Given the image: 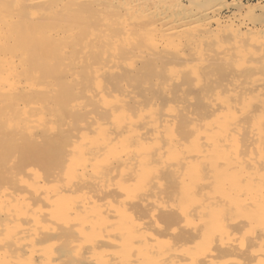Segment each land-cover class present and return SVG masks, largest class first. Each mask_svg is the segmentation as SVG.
<instances>
[{"label":"bare ground","instance_id":"obj_1","mask_svg":"<svg viewBox=\"0 0 264 264\" xmlns=\"http://www.w3.org/2000/svg\"><path fill=\"white\" fill-rule=\"evenodd\" d=\"M225 2H226L225 0H214V3L211 0H0V64H5V65L10 64L11 61L13 63H15V58H10V57H14L12 53H15V52L19 53L20 51L23 54H25L24 53L25 51H29L30 56L32 55L31 53L39 54L38 52L53 53V54H55V58H57V59L60 56L59 54H63L62 56H64V54L76 55L77 57L80 58V61L83 60L84 67H82V68L86 69L85 71L88 72V75H86V72L84 73V76L86 75L85 76L86 78L83 75H81L85 78V80L87 79V76L90 75L91 78L94 76V78L96 80L99 79L98 83L100 80L106 78L105 80L107 82H109L110 84L108 85L105 82L108 87H106V85H104L103 86L104 88H100L97 91L95 90L96 93L92 94L90 96L86 95L87 93L88 94L90 93V92H88L89 90L86 93L84 92V94H83V91L86 88L85 87L82 88L79 86V84L82 83L83 80L81 82H79V84L77 83L79 81V79L77 82H76V80H74L75 83L74 84L72 83V86L78 85L77 87H80L78 89H84L83 91H81L82 93L80 91L79 92L83 96L86 95V97L84 96V98H88L89 104H91V106H93V107L96 104L97 105L100 104L99 105V108H100V106L102 104V103H98V102L96 103L94 101L99 100V101L103 102L107 99L109 101V99H111L110 97H112L113 98L112 100H114V102L121 104V106L118 105V107H119L118 112L121 115H126L127 111L130 114L131 108L130 109H127V107H126V109L124 108L126 106V104H128L130 106V103H132V106H131L132 110L136 109L137 111L134 112V110L133 111L131 110V112H134L137 115L138 113L143 112L144 109H142L141 112H138V110H140L144 106H147L148 103H151L153 101V98L152 99L150 98L148 100L149 101L152 100L151 102H148V103H145L142 105V103L144 102L143 100L145 98H148L149 95H148V97L146 96L143 99L144 96H141L142 93L140 94L138 92V90H140L141 88H143V87H144L143 89L146 88L145 87L146 85H144V83H146V81H144L143 79L147 73H151V72L154 73L155 72L156 74L158 73V75H159V73L162 71V69H165V70L171 69L172 70V69H176V66H181V65L187 66V68L183 71L187 72L186 74L189 76V78L193 82L191 84L192 89L190 87L189 90H193V92H196L198 90H201V91L204 90L205 92L208 91L206 93L207 95L204 94L205 93L204 91L203 92L200 91L201 93H203L202 96L204 95L201 98V99L204 98V100H201V102L204 103L202 106L203 107L202 110L204 111V114L202 113V110H200V111L198 110L199 114H197L198 113L197 112L196 116L188 118V116H186L187 114L183 117L184 111L182 112V111H179L178 109H176L174 107L173 108L171 107V112L166 113L168 111L165 109L166 111H164V113H163V108L161 107L162 113L164 114V116L160 117L159 113L157 114L158 110L155 111L156 108H153V111H155L157 115L154 114V116L156 118H151V120L153 119L154 121H150V117H151L150 115H151V113H154V112L151 111L149 113L150 114L149 115L148 114L149 111H148L146 115L150 116V117L147 116V118L149 117V119H146V118L142 119L141 118L142 120H144V119L147 120V122H146V120H144L146 122V124H144L145 122L142 120L137 122L138 123L137 127H139V125L140 126L142 125V128L144 127V131H142L144 133L141 132V134H142L141 136L138 134L140 136L139 139H143V136H146V137H144L145 140L151 137L150 140H152L153 142H152V144L150 142L149 143L153 146H155V145H157V146H155L156 148L152 146V148H155V150L152 149L151 152H148L149 150H145L146 151L145 153L149 154V155H145L144 150H142V149H145V147L140 148L141 143L138 144V148L137 147L135 148L134 154L137 155L136 152L138 149V152L141 153L140 151H143L144 155L135 156V159H133L134 162H132V159H131V163L129 162L130 166L134 165L133 167L135 169L137 168L138 170L143 169V167H144V170H143L144 172L143 171H142L143 173L140 172L141 176H142V174L144 175V173H147L148 169H150L149 167L154 165V163H157L159 165L162 163V162L160 163V161H158L159 163L156 162L157 158L159 159L158 155H161L162 152H165L166 150L167 151L170 150V152H173V151H171L172 150L171 147L177 148V147H180V145H182V149L184 148L183 150L181 149L182 152L178 149L181 153L179 151H178V153L174 152V153L179 154V155L176 154V156H175L176 158L171 157V154L169 155L168 158H166L167 161L170 157L172 158V160L169 159L167 164H165L166 161L164 163L165 167H167L166 169L168 170V175L170 174L172 176V174H173L172 172H175V170L178 169V167H176L174 165L175 166L174 169L175 168H177V169L172 170L173 166L172 167H170V166H171V164L173 165L174 163H176L179 159L178 162L183 165L185 171L188 168H190L193 172H196L195 173L196 176H200V175L202 176V175L206 174L205 176H209L211 179H209L208 183H207L206 179L203 181V178L205 176L201 179V181L197 180V179H200L201 176L199 178L194 176L195 178L192 177L193 179L191 178V180H190L189 174H191L193 172L190 171V169H189L190 172L187 170L188 174H186V175L188 176V178L190 180L188 182H190V183H187V180H185L187 178V176L186 177L184 176L185 178L182 176V180H181V178H179L181 175L179 176L175 172L174 176L175 177L179 176L178 178L180 179V181H183L181 183L183 184L184 191L181 190V192L183 191V192H185V194H182V196L184 197V195L185 196L187 195L186 197H188V198H186V197L185 198H186V200L189 199V202H188L189 204L188 205L186 204V206L184 205L185 203H187V202H185V199L183 198L184 202L181 201V203H184V204H182L183 207L180 210V213H179L180 216L182 215L185 218V216L191 217V215L196 216V214H197L198 216L200 215L199 218H198V216L196 217L199 219L200 223L202 220V221H207L205 223V224H207L211 219V217L209 219V218H207V216L209 217L211 215V204H213V202H216V205L220 206V208L216 209L218 211V213L216 210H213L215 212H213V211L212 212L214 214H218V215L220 214L221 217L222 216L226 217L227 210L229 209L227 206H225V204L229 203L233 207V205H232V203H233L236 208L233 207L235 209H232L231 206H229V207H231L234 214L237 213L238 219L240 221L239 220L237 221V219H236L237 216L235 217V215H231V214H233L232 212H230V211H232L231 209H229L230 211L228 210V213L231 216H229V214H228L227 215V216H229L228 219L223 217L224 220L232 222L233 218L235 217L234 219H236V221H233V222H235V224H237V225H239L238 223H240V225H239L240 227H242L241 225L246 224L245 221L248 220V225L246 227H244V226L243 227L247 228V229H248V227L249 228L252 227V228H250L249 230H246L243 228L244 233L246 232L245 236L247 237V235H248V237H254V238H252L254 241L253 240L252 241L256 242L257 245L255 243V244H253L255 246H252V244H250V243H252V241L250 243L248 242L250 244V246H248L246 242H245L246 244L243 242L245 245H247V248L243 244V248H245V249L244 250L242 249L241 251L245 252V250L247 251V249H249L251 247L248 250L249 252L247 251L249 254L247 252H245V254L247 253V256L248 255L250 257L255 256L253 258H259V259L263 260L264 259V110H263L264 107L262 106L263 104L261 105V103H264L263 102L264 98L260 99L259 97L264 96V76L261 77L259 75L260 77H258L257 75L254 76V74H255V70H258L257 67H259L256 63H258V62L263 63V61H264V19H261L259 22V24L261 25L262 28L260 27L258 30L254 31L255 32L254 35L256 38H254V37L252 38V36H251L250 39L249 38L247 39L245 34H244L245 35L244 36L242 33H240V35H236L237 37H235V39L232 40L233 42L231 44V41L229 42V40L233 39L232 38L233 35H231V32H229L231 37L227 36L229 34H226V37L227 38L229 37V40L227 39V41L231 45H229V47H228V44L227 45L225 44L228 48L227 49L224 48V49L227 51L228 54L230 53V55L233 56V57H231L229 55L230 56L229 58L245 60V65H244L245 67L244 66L243 67L246 68V70H249L251 72L254 71V74H252L254 77L251 76V78H249V80H248L249 82L244 86V88L242 87V90H243L242 93H241V91H239V92L237 91L238 94L240 93L238 95V94H236L237 89L236 90H234L235 88L233 89V92L236 94V96L238 95V98H236L235 96H232V95H234V94H231L232 90H230V94L228 95L229 97L226 96V93L228 94L229 92H224L225 93L224 95L226 97L225 98L222 95L223 91H225V90L229 91V90H228V88L227 89L224 88L221 91L222 93L220 94L224 98L222 97V98H220V100H218L216 102L215 99L211 98V92H210L211 86L208 85V80L205 79L206 80L205 81V80L201 79L199 76V69L202 67L204 68L207 65H210V60L213 58V57L211 58V54L215 53L216 55H214V56L216 57L218 55L217 57H219V58L220 57L224 58L223 54H225L226 55L225 57L229 60V58L227 57V55H228L227 53H223L220 50H216V49H215L216 52L212 53V51H213L212 48H215V47H211L212 40L215 37L217 38V36L220 34L219 33L217 36L215 34H213V32L215 30L214 31L212 30V26L214 25V23L221 25L220 24V18L218 17V14L220 11V5H223V4L227 5V2L226 3ZM231 3L237 5L236 2L234 3V0H232ZM231 3H229V4H231ZM247 19H249V17ZM257 19H258V17H257ZM253 20H255V19H253ZM253 20H251L250 22H252ZM243 23H244V20H243ZM230 25H231V23H230ZM241 25H243V24H241ZM256 28H258V27H256ZM222 33H225L224 30L222 31ZM248 33H249V31H248ZM213 36H215V37H213ZM249 36H250V33H249ZM223 37H224L223 40H225L226 39L225 35H223ZM221 39H222V37H221ZM224 49L222 51L226 52ZM56 54H58L59 56L57 55L58 56L57 57ZM34 55H36V54H34ZM30 56L28 55L27 58ZM35 57L33 58L34 60L32 59L33 62L35 61L33 66L35 65V67H37L36 64H39V63H36V61H38V60H35ZM39 57H41V56H39ZM72 58H74V57H72ZM72 58H71V61H72ZM226 58H224V59H226ZM22 60H23V58H22ZM28 60H30V59H28ZM32 60L29 61L30 66H32V64H31ZM68 60H70V59H68ZM57 61H59V60H57ZM57 61H55V63H59ZM60 61L62 62V59ZM74 61H75V59H74ZM72 62H70V63H72ZM77 62H79V61H77ZM77 62H75V63L77 64ZM55 63L52 66H54ZM24 64H26V63H24ZM65 66H66V64H65ZM78 66H80V65H78ZM32 67H29L26 69L27 73L29 71H31L29 69L30 68L32 69ZM24 68H21V69H24ZM237 68H239V67H237ZM244 68H242V69H244ZM21 69H20V71H21ZM74 69L78 70L79 67L74 68ZM83 69H82V71H83ZM24 70H22V71L24 72ZM26 70H25V72H26ZM238 70L241 71V69H238ZM82 71H80V73ZM236 72H238V71H236ZM10 73H9V75H11ZM29 73L32 76V72H29ZM70 73H71V71H70ZM155 73H154V75H156ZM21 74H23V73H21ZM74 74H76V73H74ZM237 75L240 76L239 74H237ZM11 76H10V78H11ZM81 76L79 75V77H81ZM41 77L39 76V83L44 82L43 80H45L43 75H41ZM59 77H57V80ZM62 77L64 78L63 75H62ZM90 77H88V78H90ZM185 77H186V75H185ZM232 77H233L231 79L232 84L230 83V84L224 85L223 87H227L229 85H230V87H232L233 85L234 86L239 85L240 81H238L237 76L236 77L232 76ZM248 77H250V76H248ZM63 78H61L62 80L59 79L60 83L62 81H64ZM91 78L88 80H91ZM12 79H14V78H12ZM16 79H17V77H16ZM28 79H30V78H28ZM185 79H187V77ZM57 80H56V82H59ZM66 80L68 81V79H66ZM7 81H9V80H7ZM14 81H15V79H14ZM69 81H71V80H69ZM143 81H144V83H143ZM10 84H12V83H10ZM18 84L21 85L19 82H18ZM31 84H33V83H31ZM63 84H66L65 86L70 85V84L67 85V82L66 83L63 82ZM75 84H77V85H75ZM88 84L90 85V82ZM236 84H238V85H236ZM19 85H16V86H19ZM54 85H57V84L54 83ZM61 85H62V83H61ZM80 85H82V84H80ZM86 85L87 84H85V86ZM98 85H101V83H99ZM147 85H149V83ZM49 86L51 88V85H49ZM57 86L60 87L59 85H57ZM65 86L63 87V89L67 88ZM74 86H73V90H74ZM62 87H60L59 89L57 87H55V88L58 89L57 91H60V89ZM139 87H141V88L139 89ZM151 87L153 89V86H151ZM209 87H210V90H209ZM147 88H148V86H147ZM239 88H241V87H239ZM35 89H37V88H35ZM194 89L195 90L198 89V90L194 91ZM230 89H232V88H230ZM13 90L16 91V87H15V89L13 88ZM13 90H11V91L13 92ZM43 90H45V89H43ZM75 90H77V88ZM91 90L92 89H90V91ZM154 90H156V89H154ZM5 91L8 92L7 90H5ZM70 91H72V90H70ZM42 92L43 91H41V93ZM49 92L51 93V91H49ZM190 92H192V91H190ZM255 92H258L259 94L256 95ZM77 93H78V91L76 92V94ZM93 93H94V91H93ZM253 93H255L254 95H256V96H254ZM143 94H145V93H143ZM77 95H79V94H77ZM139 95L141 96V99H143L142 101H141V99H139L140 98ZM151 97H152V95H151ZM230 97H232V99ZM233 97H235V98H233ZM79 98H82V100L84 99L83 97H80V95H79ZM91 98H93V100ZM161 98H163V96ZM166 99H168V97ZM211 99L214 100L215 102H212ZM16 100H17L16 102L19 103L22 100L21 96L19 95ZM154 100H157V99H154ZM232 100H233V102H232ZM91 101L93 102L94 105L92 104ZM146 101H147V99L145 100V102ZM31 103L32 102H30V104ZM83 103H80V104H83ZM86 103L88 104V102H86ZM254 103H256L257 105L258 104L261 105L262 108L260 107V109H259V107L256 106V104H255L256 107H254L253 106ZM73 105L70 104V106H73ZM110 105H111V103L109 102L108 106L110 107ZM153 105H154L153 107H156L155 103ZM197 105H199V104H197ZM115 106H113V107H115ZM140 106H142V107L140 108ZM150 106L152 108V104L149 105L148 107H150ZM168 106H170V105H168ZM14 107H11V108L14 109ZM21 107H22V105H21ZM95 107H94V109L90 108V110L92 109L91 111H94V110L96 111V109H98L97 108L98 106L96 108ZM252 107H253V111H252ZM4 108H2L3 111H4ZM11 108H10V110H11ZM40 108H42V107L40 106ZM73 108H74V106H73ZM101 108H103L102 111H100ZM101 108H100V110L98 109V112H97V113H99V111H100L101 113H99V114H101V115L98 114L97 116L96 115L92 116L90 114L91 121L89 124L92 123V125L90 126L87 123L88 124L87 128H89L88 126L91 127V129L89 128L87 131H90V130L93 131V129H94L96 134H97V132L100 133L101 131H103L105 129L103 126V123L101 122V121H103L102 118L104 117V121L106 122V119H107L106 117L109 116V118H110L111 117L110 115L114 114L116 112L115 109H113V108H105V106L104 107L101 106ZM167 108H168V110H170L169 107H167ZM254 108H258L257 109L258 111H254L255 110ZM55 109L56 108H54V111H55ZM88 109H89V107H88ZM175 109L177 111H179V113L176 111L178 113V115L176 113L177 117L179 116L180 118H182V117L185 118V120L187 119L186 120V122H187L186 127H188V131H186V132L187 133L189 132L188 134H191L190 136H192L191 141L188 138L189 135L187 136V138L190 142L188 140L187 141H188V143H190V145L188 143H185L189 147H187V146L184 147V145H183L184 141H182V139L184 138L185 142H187V141H186L185 136L183 138L181 137L182 133L180 134L181 138H177V136L175 138H173V137L171 138V136H169L171 134L169 131L170 128L168 129V133H170V134L163 133L164 131L166 132L165 127H167V125L169 126V123L171 125V121L175 120L174 119L175 114L172 113V110H175ZM196 109H197V107H196ZM2 110L0 111L1 113H2ZM19 110H21V109H19ZM25 111H26V109H25ZM74 111H76V110H74ZM91 111H87V112L91 113ZM85 112H86V109H85L83 114H85ZM160 112H161V109H160ZM180 112L182 113L181 115H179ZM200 112H201V114H200ZM216 112H218V113L220 112L218 115L219 117L217 116L218 118L215 117ZM1 113H0V115H1ZM23 113H24V111H23ZM26 113H27V111H26ZM97 113L95 112V113H93V115L97 114ZM107 113H109V114L111 113V114L109 115ZM213 113H215V114H213ZM5 114H3V115H5ZM163 114H161V115H163ZM59 115H61V114H59ZM85 115L87 116V114H85ZM85 115H84V117H86ZM212 115H213V118H212ZM22 116H23V114H22ZM57 116H58V114H57ZM137 116H139V115H137ZM157 116H158V118H157ZM87 117H89V116H87ZM87 117H86V119L82 118L83 120L81 119L79 121L80 127H81L80 129L78 128L79 126L76 125L78 129L73 130V132L71 131L73 125L78 124V122L74 123L72 125V127L70 126L71 128L66 127L68 129H70V132L73 133V134L68 133L69 135L71 134L70 136L67 134L70 138H72V136L74 138H82L84 136L89 135L87 132H85V130H86L85 128H84L85 130L82 129V127L85 125L82 123L83 124V126H82V124H81L82 121L85 120L84 122H86V120H88ZM126 117L128 118V116H126ZM222 117H223V119H222ZM42 118H44V117H42ZM58 118L61 119L60 117H58ZM130 118H131V116H130ZM15 119H17V118H15ZM100 119H102V120H100ZM155 119H157V120H155ZM220 119H222V120H220ZM44 120H46V119L44 118ZM57 120L58 119H56V121H55L56 124L59 121V120L58 121ZM188 120H189V122H188ZM215 120H216L215 125H213L214 124L213 121H215ZM217 120H219V123ZM247 120H248V122H247ZM141 121H142V123L144 122L143 123L144 125L141 123ZM148 121H150V122H148ZM87 122H89V121H87ZM133 122H135V124H136V120L135 121L133 120L132 124H133ZM139 122L141 124H139ZM173 122L176 124V120L172 121V127L174 126ZM0 123H1V120H0ZM66 124H67V122H66ZM128 124H130V123H128ZM54 126H56V125L54 124ZM213 126H217L216 127L217 129L214 128ZM60 127L61 126H59L58 128H60ZM134 127L136 128V126H134ZM172 127H171V129L173 130L174 128H172ZM106 128H107V126H106ZM68 129H65V130L67 131ZM140 129H141V127H140ZM140 129H138V130H140ZM47 130H49V129H47ZM131 130H129V129L123 130L122 128L119 129L118 130L119 132L118 131L117 132L120 135L119 136L117 135L116 138L115 137L113 138V134H112V137L109 138L110 139L109 142H111V144L112 143L115 144V142H116L117 148H118V146L124 147V146L128 145L129 143H127V142H129V139H128V141H126L125 139L128 137L130 138L131 135H133V134H130L132 132ZM3 131L0 132V134L4 135ZM62 131H63V129H62ZM59 132H61V129ZM137 132H139V131H137ZM44 133H46V131ZM107 133L109 134L111 132H107ZM173 133H174V131H173ZM17 134L18 133H16V135ZM63 134L65 135V137L67 136L63 131L62 135L59 134L57 137L63 136ZM161 134L162 135L166 134L167 136H164V138H163ZM175 134L176 133H174L173 135H175ZM26 135H28V134H25L24 135L25 137L24 136H22V137L24 139H26ZM90 135H92V132ZM97 135H100V134H97ZM5 136L6 135H4V137ZM178 136H179V134H178ZM15 137H17V136H15ZM69 137H68V139H69ZM135 137H136V135H135ZM88 138L91 139V137H88ZM93 138H95V137L93 136ZM131 138H133V137H131ZM131 138H130V143L132 141L134 143V140L138 139L137 137L134 140H132ZM24 139H23V142H24ZM27 139H30V138L28 137ZM42 139H44L43 134H42ZM68 139H66V141ZM1 140L2 139H0V142H1ZM46 140H48V139H46ZM71 140L69 139L68 141L71 143ZM88 140L85 141V143L86 142L88 143ZM7 141H8V139H7ZM34 141H37V140L34 139L33 142ZM82 141L81 142H80V140L78 142L76 141L74 143V147L73 146L71 147L72 149L70 151L74 156V158L72 156L73 164L71 161H70L71 164L67 161L68 164L72 165L70 167H75V169H76V166H79L77 168H80V166L86 165V164H84L85 161L89 160V158H91V157H94V158H92L94 160L95 156L98 153L102 152L101 149L104 148V147L99 148L97 146H95L93 148V146L96 145V143H94V145L91 147H87V146L83 147L84 144H81ZM29 142L33 143L30 140H29ZM79 142H80L81 146L77 145ZM8 143L9 142L5 143V145ZM16 143H18V141ZM34 143H36V142H34ZM37 143L34 145L35 147L33 146V144H32V146L34 148H36V146L41 145L40 142L37 141ZM46 143L51 144V143H49V140L47 142H45L44 144L46 145ZM119 143L120 144L122 143V145H120ZM123 143L126 145H123ZM137 143H138V140H137ZM105 144L106 143H104V145ZM111 144L109 143V145H111ZM26 145H29V143H26ZM129 145H131V144H129ZM113 147H114V145H113ZM106 148H108V147L106 146ZM115 148H116V144H115V147L113 148V150ZM117 148L115 151L118 150ZM187 148H188V150H186ZM67 149L65 148V151ZM119 149H121V148L119 147ZM109 150H111V149H109ZM113 150H111V151H113ZM153 150H154V152H153ZM70 151H69V154H70ZM67 152H68V150H67ZM150 153H152V154H150ZM174 153H172V156L175 155ZM182 153H184V156ZM128 155H130V153ZM164 155H165V153H164ZM180 155H181V159L183 157L182 163L180 160ZM214 156H215V158L217 157L216 163L220 162V164L215 165V167H217V169L215 170V174L213 173V176H215L218 173H219V175L221 173L222 176L224 174L226 175L227 173H230L231 177L230 176H228V178L222 177V180L224 179V182H221V181L219 182V180H221V179H219L220 176H217V179H219V180L215 183L216 184L218 183L216 185V187H218L217 191L219 193L217 191H215L216 194H214L213 197H216L219 195V196L223 197V199L221 197H216V199L212 200V203H211V199H213V197L211 196V193H210L211 191H208V194H207V196H204V199H202L203 197H200V196L206 195V194H203L204 190L206 192L205 187H207V188L211 187L212 183L214 185V180H216V179H214L213 181H211L213 178V176L211 175V160H212V158H214ZM162 157L163 156H161V158ZM96 158H97V156H96ZM119 158L121 159V157H118L117 160L115 159L117 163L119 162L118 161ZM124 158H126V157H124ZM130 158L131 157H129V159ZM215 158L213 159L214 161H215ZM127 159L124 161H127ZM162 159H164V157ZM159 160H161V159H159ZM89 161H91V160H89ZM153 161H154V163H153ZM173 161H174V163H173ZM214 161H213V163H215ZM122 162L123 161H121V163ZM95 163L97 164V162H95ZM129 163H127V164L129 165ZM125 164L123 163V165H125ZM148 164H150L151 166ZM73 165H75V166H73ZM93 165H94V161L92 162L91 166H93ZM123 165H122V167L119 165V167L122 168L121 172L124 171ZM128 165L126 166L127 169H128ZM146 165H148L149 167ZM168 165H170L169 167L172 171V172L170 171V173H169L170 169L168 168ZM111 166H109V167H111ZM145 166L147 167V171H146ZM117 167L112 166L111 168L116 169ZM119 167H118V169H116L117 170L116 172L118 173V175H117V173H116V175L118 177H116V175L112 176L111 178L113 180L115 178L119 179V174H120L119 172L121 169ZM126 167H125V169H126ZM133 167H130V168H133ZM29 168H31V166ZM106 168H108V167H106ZM106 168L103 169V172H101L102 170L100 171V169H101L100 168L98 170V171H100V173L96 170H93L94 172L99 173V176L96 177L98 180H100L99 182H96V181L93 182V179H95L94 177H92L90 179V182H89V180L88 181L85 180L83 182V185L84 184L87 185V186L85 185L86 187H88L89 185H93L92 187L89 186L90 187L89 190L91 192L90 194L88 193V191H86L87 194H89V195H87V197L85 196V194H86L85 190H83L86 188L81 189L82 188L81 186H79L80 188H77V186L79 184H77V186L72 185V186H65V187H61V188H59L60 187L59 186L58 187L59 189L56 187L58 189V191H55V189H54V192L48 191L47 185H46L47 188L45 187L46 189L43 188L44 186L43 187L41 186V183H43V185L46 184V180L44 181V177H43L44 174H42L40 172L41 176H38L37 174H39V173H37V174L34 173L36 171H34L33 169H32L34 171L33 174L32 173H31V175L28 174L29 176L26 173L27 171H25L26 169H24L25 173H23V174H26V178L28 177L30 179V181L23 180V179L21 180L20 177L22 176V173H21V175L19 174L20 175L19 179L21 180L20 181L18 179L19 180L18 182H20L19 188L18 187L13 188L12 187L13 185H11L10 187L9 186L8 187L2 186L0 188V264H84V263L86 264V263L91 262V261L93 264H211V260H213L212 257L218 258V256H214L216 254L215 253L216 250L212 251L211 247H209V246H211L210 245L211 241L207 242V243L205 242V240L211 239V231H210L211 224L210 223L208 224L209 225L208 233L210 234V236H208L209 234H207V232L202 233V237H201V234L199 236V237H201V240L199 238L200 242L199 243L196 242V243L201 245V246H202V244H204V245L206 244L211 251L206 247L208 250L205 248V250L197 251V252H194V254H193V252L192 253L188 252L189 250L187 252L185 251L186 249L182 250L181 246H184V245H181L179 247L180 251L178 250L177 254L179 255L183 252L182 254H184V255L187 254L186 256L189 258L187 260H185L184 259V258H186V256H185L181 259L179 258V260H178L177 254L174 253L175 249H173V250L164 249V248H167L166 244H168V246L171 245L170 247H173V245H175V244L171 243L170 240H172V239L166 240L164 248H162L161 245H163L164 243L158 244L161 241V240L159 241L158 238L162 239L163 238L162 236L159 237V235H157L156 233H152L153 231L150 230L151 228H149V227H148V229L150 231L147 232L146 222H144L142 220V218L140 220L138 216H136V217L139 220L136 219L135 216L134 217L131 216L134 211L131 214H127L128 212L126 213V211H129V209H132L131 205L132 206L135 205L134 207L137 208L136 206H137V202H138V205L142 207L141 209L143 211H144L143 207L145 208L146 215H147V212L149 213L148 206L150 209L151 208L150 204L152 206L155 205L152 202H154V199L156 198L155 196L157 194H155V196L153 197V196H151L154 194L152 192L153 194L150 195L151 197L149 195L147 197L146 194L141 192L142 198L138 197V200H135L134 198H130V195L128 194L129 192H126L127 190L124 191V186H123L124 185L123 184L124 178L122 179V177H120L122 179V181H120L121 179H119V182L121 184L120 186H122L123 189L120 187L119 190L120 191L122 190L123 194L116 192L119 195L121 194L119 197L115 193L114 189H112V191H114V193L112 191H109V185L107 187L103 182L104 178L106 176L109 177L108 175L111 174V172H113L115 170V169L109 170V168H108V171H107ZM163 168H164V166H163ZM70 169L67 166L66 170H70ZM90 169H91V167H90ZM127 169L125 170L126 173H128ZM135 169L133 171H135ZM159 170L161 171V169H159ZM24 171H22V172H24ZM70 171H74L76 173L77 169L75 171L73 168V170H70ZM78 172L79 171H77V174H78ZM131 172L132 171H130L128 173L129 176L132 175V174H130ZM137 172L136 173L134 172V173L137 174ZM151 172H152V174H150ZM151 172L149 171L147 173L148 174L147 176L149 178L147 177L146 179L151 180L152 178H150V177L155 175V173H156V172H154V174H153V171H151ZM180 172H183V170ZM113 173L111 175H114ZM62 174H60V175H62ZM94 174H96V173H94ZM123 174H124V172L121 174V176ZM60 175H58V176H60ZM65 175L66 174H64V176ZM124 175H123V177H124ZM14 176H12L13 178L12 177L11 178L14 179ZM44 176H46V175H44ZM126 176H127V174H126ZM133 176H135V175H133ZM235 176H237L236 179H235ZM16 177H18V176H16ZM154 177H153V179H155ZM209 177H207V179ZM45 178L47 179V177H45ZM51 178H52V176H51ZM80 178L81 177H78V179H79V180L77 179L78 181L77 180L72 181V182L70 181V183H72V184H73V182L74 183H76V182L80 183L79 182ZM111 178H110V180H111ZM143 178H142L143 180H141L142 182L145 180V175ZM230 178H231V180H230ZM153 179L151 181H153ZM225 179H227V180H225ZM232 179L237 181L238 185L234 184L236 182L235 181L233 182ZM238 179H240L239 180L240 182L238 181ZM108 180H107V182H108ZM116 180L112 181V182L116 184V182H117ZM127 180H128V178H127ZM11 181L12 180L10 179V183L9 182L8 183L12 184ZM13 181H15V180H13ZM141 181L139 180L138 183H140ZM146 181L148 183L149 180H146ZM146 181H144L143 183L141 182L142 184L140 183L141 186H138V189H141L143 187L142 189L147 193L148 190L150 192V189L148 187L149 185L147 186V188L145 187L147 185ZM191 181H193V182L191 183ZM205 181H206V183L203 184V182H205ZM112 182H111V184H112ZM197 182H199V183L197 184ZM226 182H228V183L233 182V185L232 184L231 185L234 186L235 189H234V187L232 188V186H230V183L228 185V188L230 191L235 190L233 194H231V192H229V190L227 188L224 190L225 195L222 194L223 188L226 187L225 186ZM3 183L6 184V182H3ZM3 183L1 182L0 184L2 185ZM87 183H89V184H87ZM124 183L126 184V182H124ZM149 183H151V182L149 181ZM59 184H62V183L59 182ZM65 184H67V183H65ZM143 184H146V185L143 186ZM188 184L190 186L191 185L192 186L190 187ZM219 184H222V185H220V187H219ZM223 184H224V186H223ZM16 185H18V184H16ZM53 185H54V183H53ZM62 185H64V184H62ZM127 185L128 184H126L125 189L128 188ZM185 185H188L189 187L188 186L186 187ZM93 187L94 188L96 187L98 189L97 190L95 188L96 189L95 191H97L98 193L95 192L96 194L91 195L92 191L94 189ZM144 187H145V189H144ZM183 188L181 187V189H183ZM203 188H205V189L203 190ZM208 189H210V188H208ZM212 189H214V188L212 187ZM212 189H210V190H212ZM86 190H88V188ZM116 191H117V189H116ZM125 192L128 195L125 194L126 196H123ZM227 193L229 194V196ZM177 195H180V193ZM121 196L123 198H121ZM63 197L66 200H68L69 203L66 201L68 204H66V202H65L64 204H66V205L64 207L61 205V207H60L61 201H60V204L56 203V202L57 201L59 202V199L63 198ZM73 197H76V198H73ZM180 197H181V195H180ZM64 198H63V201H64ZM71 198L73 199V201L75 200L76 202H78L80 200L81 205H76L75 202H72V204H71V201H72ZM117 198H119V199H117ZM124 198H126L127 201L129 199V201L127 202L126 200H124ZM157 198H158V195H157ZM198 198L199 199L201 198L204 201L202 202V200H201V202H200L197 200ZM76 199H78V200H76ZM81 199H83V200H81ZM121 199H122L123 205L125 206L126 209L129 207V205H126L124 203H129L130 200L133 201V199L135 200L133 202L134 204L132 203V201H131V203H129L131 205H130V208H128V210L124 209V211H122L123 213H126V214L119 212V211H121V209H119L121 206L119 204L120 203L119 201H121ZM139 199H141V200H139ZM180 199H182V197ZM103 200H105V201H103ZM116 200H118V201L116 202ZM196 200H197V203H195ZM217 200H219V201H217ZM135 202H136V204H135ZM155 202L157 203L158 201L156 200ZM54 203H56L57 205L59 204V207H57V208L58 209L61 208L59 212H60V217L64 219V223H62L63 219L59 218V216H57V217H58V219H61L60 224L58 223V221L55 222V219L53 217L56 214L57 215H59V214L57 211L53 212L54 209L51 206L54 207ZM79 203L80 202H78V204ZM159 203H161V204L157 203L158 206L159 205L163 206L161 200L159 201ZM56 204H55V207H56ZM118 204L120 206H118ZM139 206H138V209L140 208ZM146 207H147V210H146ZM221 207H225V208L222 209ZM252 207L255 208V210L251 209ZM214 208H216V207H214ZM153 209L155 211H153ZM158 209H160V208L153 207L152 210L150 211L149 215L151 214V216H154V213H156V210H158ZM220 209L223 210L222 212H224L226 215H224V213H221ZM248 209H251V210H248ZM219 210H220V212H219ZM246 210L249 211L250 213L249 212L247 213ZM238 211H239L240 215L238 214ZM252 212H254L255 215H251V214H253ZM246 213L251 215V216L247 215ZM120 214H121V216H123V218H121L120 221L121 222L124 221V223H123L124 226L123 227L121 226L122 229L124 228L123 230L119 226L118 227L120 229L113 226V224H112V222H117V221H115L116 218L114 219V217L115 216L118 217V216H120ZM134 214H136V212ZM143 215H144V213H143ZM177 215L178 214H176V216ZM242 215H243V217H240ZM246 215L248 216V218L246 217ZM195 216L191 217V218H195ZM201 216H202V218H201ZM57 217L55 216V218H57ZM183 217H178V218H183ZM230 217L232 220L230 219ZM51 218L54 220V222L57 225L54 224L53 221L50 222L51 221L50 220L48 222L50 224L53 223V224H51L53 226H51V225L47 226L48 223H46L45 221H47ZM112 218L114 219V221L112 220ZM173 218H170V219L166 218V219L169 222H172ZM191 218H188V221L194 220V219L192 220ZM240 218H247V219H240ZM122 219H124V220H122ZM146 219H148V218L146 217ZM146 219H144V220L147 221ZM208 219H209V221H208ZM148 220L150 221L153 219H148ZM154 220H155V218H154ZM185 220L187 221V218H185ZM174 221H175V218H174ZM236 222H238V223H236ZM45 223H46V225H44ZM150 223H151V225H150ZM150 223H149V226H154V224H155L157 230L159 229V227H161V225H158V222H156L154 224H152V222H150ZM200 223H198L199 225H197V223H196L198 229L200 228V227H198V226H200ZM226 223H228V222H226ZM252 223H254L253 226H255V227L249 226V225H252ZM228 224H229L228 225L229 229H231L233 226L231 227L230 223H228ZM208 225H205L206 228ZM202 226H204V224H202ZM235 226L233 228H235ZM102 227L105 228V231H103ZM192 227H191L192 229H196L195 230V233H196V231L198 229L195 228L196 227L195 225H193ZM236 227L238 229L240 228L238 226H236ZM153 228H155V227H153ZM241 229L242 228H240L237 231H240ZM255 229H256V231H254ZM99 230H102L101 234H100ZM160 230H161V228H160ZM174 230L173 231L176 232L177 228H175ZM251 230L253 232H255L256 234H252ZM95 231L96 232L98 231L99 234H98V232L96 233ZM235 231L233 229L231 232L233 233ZM89 232H90V235L93 233V235L95 234V236L91 235L92 236L91 237L90 235H88ZM149 232L152 234H150ZM231 232H230V234H231ZM198 233H200V230H198ZM241 233H242V230H241ZM250 233L253 236L249 235ZM154 234H156L158 236V238H154V236H155ZM87 235H88V237H87ZM99 235H101V236H99ZM235 235H237L236 232H235ZM238 235H242V234H238ZM238 235L235 237L233 236V237L234 238L242 237V236H238ZM83 236H86L88 239L89 238L90 239L88 240L87 238H84ZM96 236H98V238H96ZM94 237L96 239H94ZM189 237L190 236H188L187 239H189ZM53 238H57V240H56L57 242H55V240H53ZM197 238H198V236H197ZM232 238H231V241H232ZM80 239H81V242L79 241ZM83 239H85V241ZM91 239H94V240H91ZM183 239H184V237H183ZM187 239H184V240H187ZM194 239H196V238L193 237L192 239H189V240L193 241ZM237 239L238 238H236V240ZM58 240L61 241L60 244H57V243H59ZM77 240L79 242H76ZM87 240L90 242L92 241V242L87 243ZM197 240L198 239H196V241ZM163 241L164 240H162V242ZM201 241L204 243H202ZM231 241H229V243ZM75 242L77 244H75ZM83 242H84V244H83ZM78 243L83 244L82 245L83 247L81 246V244L78 245ZM85 243L87 244V246ZM200 243H202V244H200ZM240 243L242 244V242H240ZM224 244H225V242H224ZM84 245H85V247H84ZM221 246L223 247V249L225 248V250H227V251H230V250L231 251H233V250L237 251V250H235V248L239 249L238 247H235V246L233 248L225 247L223 245H221ZM241 246L242 245L239 244L240 249L242 248ZM255 247H257L258 249L256 248L257 250H255ZM251 250L254 252H252ZM197 253H200L201 255L198 254L196 256ZM250 253L251 254L254 253V254L250 255ZM188 254L191 255V257L188 256ZM240 254H241V252H240ZM219 257L222 258L221 256H219ZM228 257H229V255H228ZM183 260H185L186 262L184 261V263H181V261H183ZM217 261L218 260H216L215 262H217ZM229 263L231 264V262H229ZM229 263L227 262V264H229Z\"/></svg>","mask_w":264,"mask_h":264},{"label":"rangeland","instance_id":"obj_2","mask_svg":"<svg viewBox=\"0 0 264 264\" xmlns=\"http://www.w3.org/2000/svg\"><path fill=\"white\" fill-rule=\"evenodd\" d=\"M213 3H214V0H211ZM226 2H227V5H220V11H219V14H218V17L220 18V24L221 25H219V24H215L214 23V27L212 26V30L214 31L213 32V34H215L216 36H217V38L215 37V36H213V37H215L213 40H212V42H211V47H215V48H212L213 49V51H212V53L213 52H216V50H220L221 52H223V53H227V51L225 50V49H227L228 47H229V45H231L232 44V40H234L235 39V37H237L236 35H240V33H242L243 35L245 34L246 35V38L248 39H250V37L252 36V38L254 37V38H256L255 37V32L254 31H256V30H258L260 27H261V25L259 24V22H260V20L261 19H264L263 17H264V0H234V3L236 2V4L237 5H235V4H233V3H231L232 2V0H225ZM225 2V3H226ZM238 2V3H237ZM229 3H231V4H229ZM249 17V19H247ZM252 17V18H251ZM257 17H258V19H257ZM229 19V20H228ZM253 19H255V20H253ZM243 20H244V23H243ZM251 20H253L252 22H250ZM248 22V23H247ZM250 22V23H249ZM230 23H231V25H230ZM255 23V24H254ZM257 23V24H256ZM241 24H243V25H241ZM247 24V25H246ZM219 25V26H218ZM241 25V26H240ZM228 27V28H227ZM256 27H258V28H256ZM262 28V27H261ZM221 31H220V30ZM236 29V30H235ZM224 30V32L225 33H222V31ZM234 30V31H233ZM217 31V32H216ZM248 31H249V33H250V36H249V33H248ZM251 31V32H250ZM229 32H231V35H233L232 36V38L233 39H231V40H229V37L227 38L226 37V34H229ZM239 32V33H238ZM254 32V33H253ZM241 34V35H242ZM223 35H225V40H223L224 39V37H223ZM231 35L229 34V35H227V36H230L231 37ZM244 35V36H245ZM254 35V36H253ZM220 36V37H219ZM249 36V37H248ZM221 37H222V39H221ZM218 39V40H217ZM221 39V40H220ZM227 39L229 40V42L231 41V44H229V42L227 41ZM215 40V41H214ZM224 41V42H223ZM215 42V43H214ZM223 43V44H222ZM228 44V47L226 46V45ZM222 48V49H221ZM225 48V49H224ZM216 49V50H215ZM225 50L226 52H224V51H222V50ZM25 54H23V53H21V51L18 53V52H15V53H12L13 54V56L14 57H10V58H15V63H13L12 61L10 62V64H0V111L2 110V108H4V111L2 110V113L3 114H5V115H3L1 112V115H0V120H1V123H0V132H2L3 130V132H4V135H6L5 137H4V135L3 134H0V139H2L1 140V142H0V183L2 182H6V184H0V188L3 186H6V187H10L11 185H13L12 187L13 188H19V184H20V182H18L20 179L22 180H28V181H30V179L28 178H26V174H23V173H25V171H27L26 173H27V175L28 174H30L31 175V173L33 174V172L34 171H36V172H34V173H39V174H37L38 176H41V173L42 174H44V175H46V176H44L43 175V177H44V181L46 180V184L45 185H43V183H41V186L43 187V188H45L46 187V185L48 186V191H50V192H54V189H55V191H58V189L59 188H61V187H65V186H72V185H76L77 186V184H79L78 186H77V188H80L79 186H81L82 188L81 189H83V188H88V190H86V189H83V190H85V192L86 191H88V193L90 194L91 192H90V187H92L93 185H89L88 187H86L87 185L86 184H84L83 185V182L86 180V181H88L89 180V182H90V179L92 178V177H94L95 179H93V182L94 181H96V182H99L100 180H98L96 177L97 176H99V173H100V171L101 172H103V169L104 168H106V167H108L109 168V170L110 169H115V168H111L112 166H115V167H119V165L122 167V165H123V163L125 164V165H123V172H124V174L126 173L125 172V170L127 169V163H131V159H132V162H134V160L133 159H135V156H137V155H144V153L146 152L145 150H149L148 152H151V150L152 149H154L155 150V146H157V145H155L154 143V145L155 146H153V145H151L152 144V140H150L151 139V137L150 138H148V139H146L145 140V138L144 137H146V136H143V139H139L140 138V136L142 135L141 134V132L142 131H144V127L142 128V125L140 126L139 125V127H137L138 125V121H140V120H142L143 118H146V119H149V117H150V121H154L153 119L151 120V118H156L155 116H154V114H156V110H158V112H157V114L159 113V115H160V117H163L164 116V111H168V112H166V113H169V112H171V107L173 108H176V109H178L179 111H184L183 112V117L186 115V116H188V118H190V117H194V116H196V113L197 114H199V111L200 110H202V106H203V104L204 103H202L201 102V100H204V98L203 99H201L203 96H202V94L203 93H201V92H203L204 90H198V89H196V90H198V91H196L195 89H194V91H196V92H193V90H189L190 89V87H191V89H192V86H191V84L193 83L192 82V80L189 78V76L186 74L187 72L186 71H183V70H185L186 68H187V66H184V65H181V66H176V69H169V70H165V69H162V71L159 73V75H158V73L156 74L155 72V74L156 75H154V73L153 72H151V73H147L145 76H144V81H146V83H144V81H143V83H144V85H146L145 87L147 88V86H148V88L146 89H143V88H141V87H139V89L140 90H138V92L141 94V96H144L143 97V99L147 96L148 97V95H149V97L148 98H145L144 100L143 99H141V96L139 95V99H141V101L143 100L144 102L142 103V105L143 104H145V103H148V102H151L152 100H148V99H152L153 98V101L151 102V103H148L147 104V106H144V107H142V106H140V110H138V112H141V110L142 109H144L143 110V112H141V113H138L137 115H139V116H137L134 112L135 111H137L136 109H133L134 110V112H131V110H132V103H130V106L128 105V104H126V106L124 107L125 109H126V107H127V109H130L131 108V110H130V114L128 113V111H127V114L126 115H121L118 111V109H119V107H118V105L119 106H121V104H118V103H116V102H114V100H112L113 98L112 97H110L111 99H109V101H108V99L107 100H105V101H103V102H101V101H94V102H98V103H102L101 104V106L102 107H104L105 106V108H113V109H115V113L114 114H109V113H107V114H109L111 117V119L109 118V116H105L106 118V122L104 121V117L102 118L103 119V121H101L102 123H103V126H104V130L103 131H101L100 133L99 132H97V134H100V135H97L96 133H95V131H94V129H93V131H91L92 132V135H90L91 134V132L90 131H87L89 128L91 129V125H92V123L91 124H89L90 123V121H91V118H90V114L92 115V116H97L99 113H101L100 111H102L103 110V108H101V106H100V108H101V110H100V108H99V105H97L96 103V105H94L93 104V102H92V104L94 105V107L96 106H98L97 108L100 110L99 111V113H97L98 112V109H96V111L94 110V111H91L90 110V108H93L94 109V107L93 106H91V104H89V99L88 98H84V96L86 97V95H88V96H90V95H92V94H95L96 93V91L98 90V89H100V88H104L103 86L104 85H106V87H108L107 86V84L109 85L110 83L109 82H107L105 79H102V80H100L99 81V83H101V85H98L99 83H98V80H96L95 78H94V76L91 78L90 77V75L89 76H87V81L85 80V76L86 75H88V72L87 71H85L86 69H83L82 67H84V63H83V60L82 61H80V58L79 57H77L76 55H72V54H64V56H62L63 54H56V56L58 57V59L57 58H55V54H53V53H46V52H38L39 54H37V53H31L32 55V57L30 56V52L29 51H25L24 52ZM18 54V55H17ZM34 54H36V55H34ZM228 54V53H227ZM30 56V57H28L27 58V56ZM34 55V56H33ZM38 55V56H37ZM214 55H216L215 53L214 54H211V60H210V65H207L206 67H202V68H200L199 69V76H200V78L201 79H203V80H205V79H207L208 80V85H210L211 86V98L212 99H215V101L217 102L218 100H220V98H222L223 96L225 97V93L224 92H229L228 94L226 93V96H228L229 94H230V90H232V92H231V94H234V95H232V96H235L236 98H238V95L240 94H238V92L239 91H241V93H242V87L244 88V86L249 82L248 80H249V78H251V76L252 77H254V76H258V77H263L264 76V61H263V63H261V62H258V63H256L259 67H257V69L258 70H255V74H254V71H249V70H246V68H244L245 66V60H243V59H231V58H229L231 55H230V53L227 55V57L229 58V60L225 57L226 55L225 54H223L224 56V58H226V59H224V58H219V57H215ZM230 55V56H229ZM36 56V57H35ZM39 56H41V57H39ZM67 56V57H66ZM35 57V60H38V61H36V63H39V64H36L37 65V67H35V65L33 66V64H34V62H33V58ZM62 57V58H61ZM66 57V58H65ZM72 57H74V58H72ZM76 57V58H75ZM231 57H233V56H231ZM21 58V59H20ZM22 58H23V60H22ZM25 58V59H24ZM27 58V59H26ZM40 58V59H39ZM42 58V59H41ZM71 58H72V61H71ZM28 59H30V60H28ZM33 59V60H32ZM62 59V62L60 61ZM68 59H70V60H68ZM74 59H75V61H74ZM78 59V60H77ZM220 59V60H219ZM224 59V60H223ZM11 60V59H10ZM28 60V61H27ZM32 60V66H30V62L29 61H31ZM57 60H59V61H57ZM67 60V61H66ZM25 61V62H24ZM55 61H57V62H59V63H55ZM77 61H79V62H77ZM243 61V62H242ZM262 61V60H261ZM26 63V64H24V63ZM47 64H45V63ZM70 62H72V63H70ZM75 62H77V64L75 63ZM82 62V63H81ZM28 63V64H27ZM55 63V65L54 66H52L53 64ZM79 63V64H78ZM81 63V64H80ZM22 64V65H21ZM65 64H66V66H65ZM68 64V65H67ZM76 65V66H75ZM78 65H80V66H78ZM263 65V66H262ZM12 68H11V67ZM32 67V69L30 68L29 70H31V71H29V72H32V76H31V74L28 72L27 73V68H29V67ZM244 66V67H243ZM19 67V68H18ZM25 67V68H24ZM66 67V68H65ZM79 67V69L78 70H76V69H74V68H78ZM140 67V66H139ZM237 67H239V68H237ZM21 68H24L25 70H26V72H25V70L24 69H21ZM36 68V69H35ZM242 68H244V69H242ZM13 69V70H12ZM20 69H21V71L22 70H24V72L22 71H20ZM35 69V70H34ZM82 69H83V71H82ZM238 69H241V71L240 70H238ZM64 70V71H63ZM73 70V71H72ZM75 70V71H74ZM165 70V71H164ZM201 70V71H200ZM243 70V71H242ZM12 71V72H11ZM14 71V72H13ZM37 73H36V72ZM70 71H71V73H70ZM79 71V72H78ZM80 71H82L81 73H80ZM236 71H238V72H236ZM11 72V73H10ZM86 72V75L84 76V73ZM167 74H166V73ZM185 72V73H184ZM9 73L12 75H9ZM13 73V74H12ZM21 73H23V74H21ZM74 73H76V74H74ZM30 74V75H29ZM35 76H34V75ZM81 76V75H83V76H81V77H79V75ZM163 74V75H162ZM169 74V75H168ZM237 74H239L240 76H238ZM252 74H254V76L252 75ZM8 75V76H7ZM25 75V76H24ZM41 75H43V77H44V79L45 80H43L44 82H40L39 83V76L41 77ZM45 75V76H44ZM62 75L64 76V78L62 77ZM67 75V76H66ZM77 75V76H76ZM185 75H186V77H187V79H185L186 77H185ZM247 75V76H246ZM260 75V76H259ZM10 76H11V78H10ZM29 76V77H28ZM32 78H31V77ZM60 76V77H59ZM161 76V77H160ZM232 76H234V77H236L237 76V79H238V81H240V83H239V85L238 84H236V85H238L239 87H241V88H239L238 86H232V87H230V85L229 86H227V87H223L224 85H227V84H232ZM248 76H250V77H248ZM8 77V78H7ZM16 77H17V79H16ZM38 77V78H37ZM55 77V78H54ZM57 77H59L58 78V80H57ZM77 77V78H76ZM88 77H90L91 78V80H88V79H90V78H88ZM155 77V78H154ZM164 77V78H163ZM7 78V79H6ZM12 78H14L15 79V81H14V79H12ZM28 78H30V79H28ZM35 78V79H34ZM42 78V77H41ZM61 78H63V80L64 81H62L61 83H62V85H61V83H60V81H59V79L60 80H62ZM71 78V79H70ZM167 78V79H166ZM189 78V79H188ZM240 78V79H239ZM66 79H68V81L69 80H71V81H67ZM78 79H79V81H78ZM152 79V80H151ZM163 79V80H162ZM247 79V80H246ZM7 80H9V81H7ZM17 80V81H16ZM42 80V79H41ZM40 80V81H41ZM56 80L57 81H59V82H56ZM74 80H76V82L79 84V82H81L82 80H83V82L85 83V84H87L86 86H85V84L82 82V83H80V84H82V85H80L79 84V86L80 87H82V88H86L85 90L84 89H78V88H80V87H77L78 85L77 84H75V85H77V86H74V90H73V86H72V83L74 84L75 82H74ZM109 80V79H108ZM3 81V82H2ZM9 83H7V82ZM55 81V82H54ZM96 81V82H95ZM153 81V82H152ZM166 81V82H165ZM206 81V80H205ZM18 82L23 86H21V85H19L18 84ZM63 82H67V85L68 84H70V85H68V86H65L66 84H63ZM90 82V85L88 84ZM107 84H106V83ZM182 82V83H181ZM245 82V83H244ZM10 83H12V84H10ZM31 83H33V84H31ZM54 83L55 84H57V85H61L60 87H62L63 85L65 86V87H67V88H65V89H63V87L60 89V91H57L60 87H58L57 85H54ZM59 83V84H58ZM96 83V84H95ZM142 83V84H143ZM149 83V85H147ZM151 83V84H150ZM154 83V84H153ZM174 83V84H173ZM14 84V85H13ZM29 86H28V85ZM43 86H42V85ZM84 84V85H83ZM165 84V85H164ZM177 84V85H176ZM179 84V85H178ZM16 85H19V86H16ZM46 85V86H45ZM49 85H51V88H50V86ZM89 85V86H88ZM153 86V89H152V87L151 86ZM182 85V86H181ZM13 86V87H12ZM39 86V87H38ZM54 86V87H53ZM176 86V87H175ZM12 87V88H11ZM15 87H16V91H14L13 90V88L15 89ZM48 87V88H47ZM55 87H57V88H55ZM69 87V88H68ZM72 89H71V88ZM77 88V90H75L76 88ZM93 87V88H92ZM105 87V88H106ZM178 87V88H177ZM181 87V88H180ZM30 88V89H29ZM35 88H37V89H35ZM55 88V89H54ZM95 88V89H94ZM152 90H151V89ZM161 88V89H160ZM175 88V89H174ZM227 89L228 88V90L229 91H223V96L222 95H220L222 92V90L223 89ZM230 88H232V89H230ZM235 88V89H234ZM240 90H239V89ZM18 89V90H17ZM29 89V90H28ZM41 89V90H40ZM43 89H45V90H43ZM53 89V90H52ZM90 89H92L91 91H90ZM154 89H156V90H154ZM208 89V88H207ZM233 89L234 90H236V94H238L237 96H236V94L233 92ZM5 90H7L8 92H6ZM10 90V91H9ZM11 90H13V92L11 91ZM56 90V91H55ZM70 90H72V91H70ZM84 90V91H83ZM89 90V91H88ZM96 90V91H95ZM177 90V91H176ZM209 90H210V87H209ZM29 91V92H28ZM31 91V92H30ZM41 91H43L42 93H41ZM49 91H51V93L49 92ZM55 91V92H54ZM75 93H74V92ZM78 91V93L77 94H79L80 95V97H83L84 99L82 100V98H79V95H77L76 94V92ZM81 91H83V94H84V92L86 93L87 91L88 92H90L89 94L87 93L86 95H81V93L80 92ZM93 91H94V93H93ZM155 91V92H154ZM158 91V92H157ZM161 91V92H160ZM190 91H192V92H190ZM201 91V92H200ZM58 92V93H57ZM73 92V93H72ZM160 92V93H159ZM205 92V91H204ZM208 91H206L204 94L205 95H207L206 93H207ZM143 93H145V94H143ZM159 93V94H158ZM164 93V94H163ZM256 93V95L257 94H259L258 92H255ZM255 93H253V95L255 94ZM57 94V95H56ZM21 96V101L18 103V102H16L17 100V98H18V96ZM151 95H152V97H151ZM256 95H254V96H256ZM163 96V98H161ZM200 96V97H199ZM231 96V95H230ZM168 97V99H166ZM179 97V98H178ZM223 97V98H224ZM229 97V96H228ZM235 97H233V98H235ZM262 97V96H261ZM261 97H259L260 99H263L264 98V96L261 98ZM78 98V99H77ZM217 98V99H216ZM226 98V97H225ZM231 99H232V97H230ZM256 98V97H255ZM33 99V100H32ZM92 100H93V98H91ZM147 99V101L145 102V100ZM154 99H157V100H154ZM160 101H159V100ZM211 99V101L212 102H215L214 100H212ZM78 100V101H77ZM82 100V101H81ZM167 100V101H166ZM236 100V99H235ZM85 101V102H84ZM180 101V102H179ZM257 101V100H256ZM263 101V100H262ZM16 102V103H15ZM30 102H32L31 104H30ZM76 104H75V103ZM84 102V103H83ZM86 102H88V104L86 103ZM109 102L111 103V105H110V107L108 106L109 105ZM182 102V103H181ZM232 102H233V100H232ZM264 102V101H263ZM45 103V104H44ZM54 103V104H53ZM69 103V104H68ZM80 103H83V104H80ZM105 103V104H104ZM155 103V106L156 107H153L154 104ZM161 103V104H160ZM193 103V104H192ZM201 103V104H200ZM257 103V102H256ZM256 103H254V107H256V106H258L259 107V109H260V107L262 108V106L264 107V103H261V105H257ZM259 103V102H258ZM30 104V105H29ZM70 104L71 105H73L74 106V108H73V106H70ZM85 104V105H84ZM107 104V105H106ZM117 104V105H116ZM152 104V108H151V106L150 107H148L149 105H151ZM170 105V106H168V105ZM196 104V105H195ZM197 104H199V105H197ZM255 104H256V106H255ZM21 105H22V107H21ZM76 105V106H75ZM89 105V106H88ZM104 105V106H103ZM116 105V106H115ZM166 107H165V106ZM15 106V107H14ZM40 106L42 107V108H40ZM54 106V107H53ZM56 106V107H55ZM91 106V107H90ZM113 106H115V107H113ZM11 107H14V109H12ZM39 107V108H38ZM85 107V108H84ZM88 107H89V109H88ZM95 107V108H96ZM129 107V108H128ZM163 108V113H162V108ZM167 107H169L170 108V110H168V108ZM189 107V108H188ZM196 107H197V109H196ZM200 107V108H199ZM10 108H11V110H10ZM16 108V109H15ZM54 108H56L55 109V111H54ZM73 108V109H72ZM84 108V109H83ZM153 108H156L155 109V111H153ZM19 109H21V110H19ZM25 109H26V111H27V113H26V111H25ZM39 109V110H38ZM70 109V110H69ZM82 109V110H81ZM85 109H86V112L87 111H91V113H89V112H85V114H87V116H89V117H87L85 114H83L84 113V111H85ZM160 109H161V112H160ZM166 109V110H165ZM172 110V113L173 114H175V120H176V124L173 122V124H174V126L172 127V121H175V120H172L171 121V125H170V123H169V126L167 125V127H165V129H166V132L164 131L163 133H167V134H170L169 136H171V138L173 137V138H175L176 136H177V138H183L184 136H185V138H186V141L188 140V138H189V140L191 141V137L192 136H190L191 134H188L186 131H188V127H186L187 126V122H186V120H185V118H183L182 116V118H180L179 116L177 117V115H178V113H179V111H177V110ZM255 110L254 111H258L257 109L258 108H254ZM74 110H76V111H74ZM80 112H79V111ZM84 110V111H83ZM105 110V109H104ZM132 110V111H133ZM197 110V111H196ZM199 110V111H198ZM264 110V109H263ZM7 111V112H6ZM23 111H24V113H23ZM149 111V112H148ZM151 111H153L154 113H151V115L149 114ZM178 113H177V112ZM252 111H253V107H252ZM19 112V113H18ZM58 112V113H57ZM97 113V114H94L93 115V113ZM147 112H148V114L150 115H146L147 114ZM134 113V114H133ZM137 113V112H136ZM165 113V114H166ZM176 113H177V115H176ZM202 113L204 114V111L202 110ZM218 112H216V114H217ZM220 113V112H219ZM219 113L216 115L215 113H213V114H215V117H217L218 115H219ZM22 114H23V116H22ZM57 114H58V116H57ZM59 114H61V115H59ZM156 114V115H157ZM161 114H163V115H161ZM182 113L180 112V114L179 115H181ZM200 114H201V112H200ZM36 115V116H35ZM84 115L87 117V119L88 120H86V122H84V121H82L81 122V124L83 123L85 126H83V124H82V129H84L85 130V132H87L89 135H87L88 137H91V139L90 138H88L87 136H84V137H82V138H74L73 136H72V138H70L69 136L71 135V134H73L72 132H73V130H75V129H80L81 127H80V120L83 118V119H86V117H84ZM99 115H101V114H99ZM134 115V116H133ZM44 117L46 120H44V118H42V117ZM126 116H128V118L126 117ZM130 116H131V118H130ZM147 116H149L148 118H147ZM154 116V117H153ZM4 117V118H3ZM24 117V118H23ZM58 117H60L61 119H59ZM159 117V118H160ZM219 117V116H218ZM217 117V118H218ZM2 118V119H1ZM15 118H17V119H15ZM41 118V119H40ZM109 118V119H108ZM142 118V119H141ZM157 118H158V116H157ZM212 118H213V115H212ZM211 118V119H212ZM56 119H58L57 121H58V123L56 124L55 123V121H56ZM82 119V120H83ZM90 119V120H89ZM102 119H100V120H102ZM146 119H144V120H146ZM216 119V118H215ZM222 119H223V117H222ZM222 119H220V120H222ZM42 120V121H41ZM129 120V121H128ZM135 121L136 120V124H135V122H133V124H132V121ZM144 120H142V121H144ZM155 120H157V119H155ZM87 121H89V122H87ZM142 121H141V123H142ZM150 121H148V122H150ZM218 121V123H219V120H217ZM66 122H67V124H66ZM78 122V124H74V123H77ZM145 122V121H144ZM143 122V123H144ZM146 122H147V120H146ZM146 122L144 123V124H146ZM186 124H185V123ZM188 122H189V120H188ZM214 122V124L213 125H215V122H216V120L215 121H213ZM247 122H248V120H247ZM64 123V124H63ZM90 125V126H88L89 128H87V125L88 124ZM105 123V124H104ZM128 123H130V124H128ZM140 122H139V124H141ZM142 123V124H143ZM184 123V124H183ZM3 124V125H2ZM54 124L56 125V126H54ZM60 124V125H59ZM69 124V125H68ZM75 126H74V125ZM143 124V125H144ZM182 124V125H181ZM4 127H2V126ZM72 125H73V127H72ZM76 125H78L79 127L77 128V126ZM128 125V126H127ZM136 126V128L134 127V126ZM59 126H61L60 128H58ZM72 127V132H70V129H68V128H66V127ZM106 126H107V128H106ZM127 126V127H126ZM182 126V127H181ZM2 127V128H1ZM56 127V128H55ZM70 127V128H71ZM76 127V128H75ZM140 127H141V129H140ZM171 127L172 128H174L173 130L171 129ZM214 128H216L217 126H213ZM125 129V130H131L132 132L130 133V134H133V135H131V137H133V138H131L132 140H134V139H136V137L138 138V139H136V140H134V143L136 142L137 143V140H138V143L136 144H134L133 143V141L130 143V138L128 137V138H126L125 140L126 141H128V139H129V142H127V143H129V144H131V145H126V144H124L123 143V145H126V146H124V147H121V146H118V148H117V143L115 142V144H116V148L118 149L117 151H115L116 150V148L113 150V148L115 147V144L114 143H112L111 144V142H109L110 141V139L109 138H111L112 137V134H113V138L115 137L116 138V136L118 135H120L118 132V130L119 129ZM140 129V130H138V129ZM170 128V129H169ZM182 128V129H181ZM187 128V129H186ZM47 129H49V130H47ZM60 129H61V132H59L60 131ZM62 129H63V131H64V133L67 135L68 133H71L69 136L67 135L66 137H65V135L63 134V136H59V137H57L59 134L60 135H62ZM65 129H68L67 131L65 130ZM164 129V130H165ZM168 129H169V131H170V133H168ZM213 129V128H212ZM217 129V128H216ZM31 130V131H30ZM56 130V131H55ZM215 130V129H214ZM10 131V132H9ZM12 131V132H11ZM46 131V133H44ZM54 131V132H53ZM67 133H66V132ZM111 132V133H107V132ZM118 131V132H117ZM137 131H139V132H137ZM173 131H174V133H178L179 134V136H178V134L176 135H173L174 133H173ZM30 132V133H29ZM33 132V133H32ZM48 132V133H47ZM10 133V134H9ZM12 133V134H11ZM16 133H18L17 135H16ZM20 133V134H19ZM32 133V134H31ZM104 133V134H103ZM136 133V134H135ZM142 133H144V132H142ZM162 133V134H163ZM182 133V136L180 137V134ZM25 134H28V135H26V139H24L22 136H24ZM30 134V135H29ZM42 134H43V137H44V139H42ZM140 136H139V135ZM161 134V135H162ZM8 135V136H7ZM109 135V136H108ZM135 135H136V137H135ZM138 135V136H137ZM190 137H189V136ZM3 136V137H2ZM15 136H17V137H15ZM93 136L95 137V138H93ZM164 136H167L166 134L165 135H162V137L164 138ZM187 136H188V138H187ZM22 137V138H21ZM25 137V136H24ZM30 138V139H27V138ZM68 137H69V139L71 140H75L74 142L71 140V143L68 141L69 139H68ZM107 137V138H106ZM17 138V139H16ZM21 138V139H20ZM35 140H37L38 142H40L41 143V145H38V146H36V148H34L35 146V144L37 143V141H34V142H36V143H34L33 142V140L34 139ZM48 139L49 140V143H51V144H47L46 143V145L44 144L45 142H47L48 140H46V139ZM166 138V137H165ZM170 138V137H169ZM7 139H8V141H7ZM16 139V140H15ZM23 139H24V142H23ZM66 139H68L67 141H66ZM84 139V140H83ZM88 140V143L90 144H88L87 142L85 143V141H87ZM106 139V140H105ZM108 139V140H107ZM5 140V141H4ZM15 140V141H14ZM29 140L30 141H32L33 143H30L29 142ZM80 140V142L82 141V143L81 144H84L83 145V147H91V146H93L94 145V143H96V145H94L93 146V148L95 147V146H97V147H99V148H102V147H104V148H102L101 149V151L102 152H100V153H98L96 156H97V158H96V156H95V159L93 160L92 158H94V157H91V158H89V160H91L92 162L94 161V165L93 166H91L92 165V162L91 161H89V160H87V161H85V163L84 164H86V165H82V166H80V168H77V167H79V166H76V169H77V171H79L78 172V174H77V171H76V169H75V167H70V166H72V165H70L71 164V162H72V159L74 158V156H73V154L71 153V147L73 146L74 147V143L77 141H79ZM92 140V141H91ZM141 140V141H140ZM188 140V141H189ZM9 142L8 144H6L5 145V143H7V142ZM18 141V143H16ZM94 141V142H93ZM140 141V142H139ZM182 141H184V143H183V145H184V147L185 146H187V147H189L187 144H185V143H188V141L187 142H185V139L183 138L182 139ZM189 141V142H190ZM22 142V143H21ZM29 143V145H26V143ZM68 144H66V143ZM80 142L77 144V145H80ZM123 142V141H122ZM125 142V141H124ZM151 144H150V143ZM39 143V144H40ZM70 143V144H69ZM104 143H106L105 145H104ZM109 143L112 145H109ZM126 143V142H125ZM141 143V145H140V148L142 147V148H144L145 147V149H142V150H144V153H143V151H140L141 153H139L138 152V149H137V155L136 154H134L135 153V148L137 147L138 148V144H140ZM4 144V145H3ZM32 144H33V146H32ZM38 144V143H37ZM43 144V145H42ZM72 144V145H71ZM120 144V143H119ZM118 144V145H119ZM151 146H150V145ZM189 145H190V143H188ZM45 145V146H44ZM99 145V146H98ZM113 145H114V147H113ZM120 145H122V143L120 144ZM144 145V146H143ZM147 145V146H146ZM40 146V147H39ZM47 146V147H46ZM66 146V147H65ZM81 146V145H80ZM106 146L108 147V148H106ZM152 146L153 147H155V148H152ZM119 147L121 148V149H119ZM27 148V149H26ZM65 148L68 150V152H67V150L65 151ZM70 148V149H69ZM106 148V149H105ZM147 148V149H146ZM35 149V150H34ZM109 149H111V150H113V151H111V150H109ZM134 149V150H133ZM171 151H173V152H170V150L169 151H165V152H162V154L161 155H158L159 156V159H161V160H159L158 158H157V161L156 162H158V161H160V163L162 162L163 164L165 163V161H166V163L165 164H167V162L169 161V159H171L172 160V158L171 157H175L176 156V154L178 153V151L180 150L181 152H182V150L184 149H182V145H180V147H177V148H173V147H171ZM179 149V150H178ZM182 149V150H181ZM140 150V149H139ZM154 150H153V152H154ZM158 150V149H157ZM186 150H188V148L186 149ZM69 151H70V154H69ZM107 151V152H106ZM109 151V152H108ZM115 151V152H114ZM133 151V152H132ZM179 151V152H180ZM156 152V151H155ZM174 152H177V153H174ZM180 152V153H181ZM68 153V154H67ZM130 153V155H128ZM164 153H165V155H164ZM167 153V154H166ZM172 153H174L175 155L174 156H172ZM102 154V155H101ZM150 154H152V153H150ZM156 154V153H155ZM171 154V157L168 159V161H167V159L166 158H168L169 157V155ZM183 154V156H184V153H182ZM101 155V156H100ZM145 155H149V154H146L145 153ZM177 155H179V154H177ZM72 156H73V158H72ZM100 156V157H99ZM133 156V157H132ZM161 156H163L164 157V159H162L161 158ZM166 156V157H165ZM216 156V155H215ZM215 156H214V158H215ZM118 157H121V159L119 158V162L117 163L116 162V160L118 159ZM124 157H126V158H124ZM129 157H131L130 159H129ZM220 157V156H219ZM70 158V159H69ZM124 158V159H123ZM128 158V159H127ZM176 158V157H175ZM179 158V157H178ZM214 158H212V160L214 159ZM217 158V157H216ZM215 158V163H213V161L211 160V175L213 176V173L215 174V170L217 169V167H215V165H219L220 164V162L217 164L216 163V159ZM69 159V160H68ZM116 159V160H115ZM127 159V161H124V160H126ZM182 159H183V157H182ZM181 159V155H180V160H181V163L183 162V160ZM220 159V158H219ZM174 160V159H173ZM70 163V164H68V162ZM71 161V162H70ZM115 161V162H114ZM121 161H123L122 163H121ZM176 161V160H175ZM178 161H179V159H178ZM176 162V163H174V161H173V165L171 164V166L170 165H168V168L170 169V167H172L173 166V168H172V170H175V169H177V168H175L174 169V167L176 166V167H178V169L177 170H175V172H176V174L177 175H181L180 177L179 176H174V174H175V172H172L171 171V169L169 170V173H170V171L173 173L172 174V176L169 174L168 175V170L166 169L167 167H165V164L163 165L162 163L159 165V164H157V163H154V161H153V163H154V165H150V164H148V165H150L151 167H149L148 165H146V166H148L150 169H148V171H147V167H146V171H147V173L150 171H153V174H154V172H156L155 173V175H153V176H151L150 178H152L153 179V177L155 178V179H153V181H151L150 179H146L148 176V174L147 173H144V175H145V180L144 181H146V180H149L151 183H149V181H148V183H147V181H146V183H147V185L146 184H143V186L144 185H146L145 187L147 188V186L149 187V189H150V192H149V190H148V192L146 193L142 188V190L141 189H138V186H141L140 185V183L142 182L141 180H143L144 178V175L142 174V176H141V173H143L144 171V167H143V169H140V170H138L137 168L135 169L133 166L134 165H131L130 166V163H129V165H128V169H127V172L129 173L130 171H132L130 174H132V175H128V173H126L127 174V176H126V174L124 175V177H123V175L121 176V174L123 173V172H121L122 171V168L121 167H119V168H121L120 169V174H119V179H121L120 177H122V179H123V181L124 182H126V184H128L127 185V189H125V186H126V184L123 182V186H124V191L125 190H127L126 192H129L128 194L130 195V198H134L135 200H138V197H141L142 198V193L141 192H143L144 194H146V196L148 197V195L150 196L151 194H153V195H151V196H155V194H157L158 195V198H157V195L155 196L156 198L154 199V202H152V203H154L155 205L154 206H152L151 204H150V206H151V208L149 209V206H148V210H149V213H150V211L152 210V208L153 207H158V208H160V209H158V210H156V213H154V216H151V214L149 215V213L147 212V215H146V211H145V208L143 207V209H144V211L141 209L142 207L141 206H139L138 205V202H137V208H135L134 206H132L131 204H129V203H131V201L132 200H130V202L129 203H124V204H126V205H129V207L128 208H130V205H131V207H132V209H129V211H126V213L127 214H131L133 211V213H132V217H136V216H138L139 217V219L141 220V218H142V220L144 221V222H146V230H147V232L148 231H150V230H152L153 232L152 233H156L157 235H159V237L160 236H162L163 238L161 239H159L158 238V236L156 235V234H154L153 236H154V238H158V240L160 241L158 244H160V243H164L163 245H161L162 246V248H164V245H165V241L166 240H170V239H172V240H170L171 241V243H173V244H175V245H173V247H170V246H168V244H166L167 245V248H164V249H168V250H173V249H175L174 250V253L175 254H177L178 253V250H179V247L181 246V245H184V246H181L182 248V250H184V249H186L185 251L187 252L188 250V252H193V254H194V252H197V251H202V250H205V248L207 247L208 249H209V247H211V250L213 251V250H216V254L214 255V256H218V258L216 257H212V259L213 260H211V264H227V262L229 263V262H231V264L233 263V264H264V259L262 260V259H259V258H253V257H255V256H253V257H250L249 255V257L247 256V253L249 252L248 250L251 248H249V249H247V251L245 250V252H247L246 254H245V252L244 251H241L242 249L244 250L245 248H243V244L246 242L247 243V245L248 246H250V244H252V246H255V245H253V244H255L256 242H253L254 240L252 239V238H254V237H248V235H247V237L245 236V233H244V230H243V228L244 227H246L247 225H248V220H246L245 222H246V224H243V225H241L242 227H240L239 225H240V223H238V222H236V223H238L239 225H237V224H235V222H233V221H236V219H237V221L239 220L238 219V216H237V211L235 212L236 214H234V212H233V210L232 209H235L236 207L234 206V204L232 203V205H233V207H235V208H233L232 206H231V204H225V206H227L229 209H231V207H232V211H230L229 209V211L230 212H232L233 214H231V215H235V217L237 216V218L236 219H234L233 218V220L231 219V217H230V219L232 220V222H229V221H225L224 220V218H226V219H228V217L229 216H231L229 213H228V210H227V215L229 214V216H227L224 212H222L223 210H221V213H224V215H226V217L225 216H220V214L218 215V214H214L213 212H215V211H213V210H216L217 208H220V206H217L216 205V202H213V204H211V215L208 217L207 216V218H209L210 219V217H211V219H210V221H209V219H208V223L207 224H205L207 221H202L201 220V223H200V221H199V217H200V215L198 216L197 214H196V216H195V218H191V217H194V216H192L191 215V217L190 216H185V218H187V221L185 220V218L181 215L180 216V210H181V208L183 207L182 206V204H184V203H181V201H183L184 199H185V202H187V203H185L184 205L186 206V204L188 205L189 203V199L188 200H186V198H188V197H186L185 195H184V197L182 196V194H185V192H183L184 191V188H183V184L181 183V182H183V181H180V179L179 178H181V180H182V176L184 177H186L187 175L186 174H188V171H189V169L190 168H188L186 171H185V169H184V167H183V165L182 164H180L179 162ZM91 162V163H90ZM95 162H97V164L95 163ZM171 162V161H170ZM116 163V164H115ZM122 165H121V164ZM159 163V162H158ZM72 164H73V162H72ZM83 164V163H82ZM88 164V165H87ZM133 164V163H132ZM169 164V163H168ZM111 166V167H109V166ZM164 166V168H163V166ZM175 165V166H174ZM31 166V168H29ZM67 166H68V168L70 169V170H73V168H74V170L76 171V173L74 172V171H70V170H66L67 169ZM73 166H75V165H73ZM91 167V169H90V167ZM167 166V165H166ZM170 166V167H169ZM180 166V167H179ZM182 166V167H181ZM33 167V168H32ZM89 167V168H88ZM101 169H100V168ZM118 167L116 168V169H118ZM125 167H126V169H125ZM130 167H133V168H130ZM154 167V168H153ZM82 168V169H81ZM85 168V169H84ZM108 168H106L107 169V171H108ZM23 169V170H22ZM24 169H26L25 171H24ZM34 171H33V170ZM38 171H37V170ZM79 169V170H78ZM100 169V171H98ZM105 169V170H106ZM114 170L113 172H111V174L113 173L114 175H111V174H109L108 176L109 177H105L104 178V184L108 187V185H109V191H112V189H114L115 190V193L117 192V193H121V194H123V191L121 190H119L120 189V187L122 188V186H120L121 184H120V182H119V179L118 178H115L114 180L111 178L112 176H115L116 175V171L117 170ZM135 169V171H133ZM159 169H161V171L159 170ZM223 169V168H222ZM19 170V171H18ZM31 170V171H30ZM63 170V171H62ZM93 170H96V171H98V172H94ZM104 170V171H105ZM138 172H137V171ZM183 170V172H180V171H182ZM22 171H24V172H22ZM29 171V172H28ZM65 171V172H64ZM82 171V172H81ZM106 171V172H107ZM143 171V172H142ZM145 171V172H146ZM160 171V172H159ZM185 171V172H184ZM190 171H192L191 169H190ZM189 171V172H190ZM222 171V170H221ZM41 172V173H40ZM57 172V173H56ZM59 172V173H58ZM67 172V173H66ZM74 172V173H73ZM137 172V174H135V173ZM141 172V173H140ZM193 172V171H192ZM18 173V174H17ZM21 173H22V176L20 177V179H19V176L21 175ZM63 173V174H62ZM80 173V174H79ZM94 173H96V174H94ZM140 173V174H139ZM194 173V174H193ZM193 173H191V174H189L190 176H189V178H190V180H191V178L193 177V178H195L194 176H196L195 175V173L196 172H193ZM13 174V175H12ZM20 174V175H19ZM60 174H62V175H60ZM64 174H66L65 176H64ZM150 174H152V172L150 173ZM193 174V175H192ZM228 174V175H227ZM226 175L224 174L223 176L221 175V173H220V175H219V173L218 174H216L215 176H213V178H212V180L211 181H213L214 179H216V180H214V185H213V183H212V186L211 187H208V188H210V189H212V187L214 188V189H212V190H210V189H208L207 187H205L206 188V192H205V188H203V194H206V195H203V196H200V197H203L202 199H204V196H207V194H208V191H211L210 193H211V196L213 197V195L214 194H216V192L215 191H217V189H218V187H216V185L218 184H216L215 182H217L219 179H221V180H219V182L221 181V182H224V179L222 180V177L223 178H228V176H230V173H227ZM2 175V176H1ZM4 175V176H3ZM15 175V176H14ZM24 175V176H23ZM58 175H60V176H58ZM87 175V176H86ZM117 175H118V173H117ZM116 175V177H118ZM133 175H135V176H133ZM198 175V174H197ZM206 175V174H205ZM205 175H200V176H196V177H200V179H197V180H200L201 181V179L205 176ZM12 176H14V179H12L13 177ZM16 176H18V177H16ZM29 176V175H28ZM49 176V177H48ZM51 176H52V178H51ZM63 176V177H62ZM126 176V177H125ZM129 176V177H128ZM137 176V177H136ZM217 176H220L219 177V179H217ZM3 179H2V178ZM12 177V178H11ZM24 177V178H23ZM32 177V176H31ZM30 177V178H31ZM45 177H47V179L45 178ZM54 177V178H53ZM78 177H81L80 178V183H78V182H76V183H74L73 182V184L72 183H70V181L72 182V181H76L77 179H78ZM179 177V178H178ZM184 177V178H185ZM206 177V178H205ZM204 178H203V181L206 179L207 180V183H208V181H209V179H211L209 176H205ZM207 177H209L208 179H207ZM231 177V176H230ZM233 177V176H232ZM236 177L237 176H235V179H236ZM110 178H111V180H110ZM114 178V177H113ZM127 178H128V180H127ZM140 178V179H139ZM143 178V179H142ZM149 178V177H148ZM172 178V179H171ZM183 178V179H184ZM189 178H188V176H187V178L185 179V180H187V183H190V182H188V181H190L189 180ZM192 178V179H193ZM240 178V177H239ZM10 179L12 180L11 181V183L12 184H9L10 183ZM19 179V180H18ZM32 179V178H31ZM109 179V180H108ZM117 179V180H116ZM122 179L120 180V181H122ZM9 180V181H8ZM13 180H15V181H13ZM20 180V181H21ZM60 180V181H59ZM79 180V179H78ZM77 180V181H78ZM98 180V181H97ZM106 180V181H105ZM107 180H108V182H107ZM117 181L116 182V184L115 183H113L112 181ZM139 180L141 181L140 183H138L139 182ZM195 180V179H194ZM225 180H227V179H225ZM230 180H231V178H230ZM229 180V181H230ZM240 179H238V181H239ZM9 183H8V182ZM54 181V182H53ZM60 183H62V184H64V185H62V184H59V182ZM62 181V182H61ZM64 181V182H63ZM66 181V182H65ZM68 181V182H67ZM128 181V182H127ZM143 181V182H144ZM232 181L234 182L235 180H233L232 179ZM14 182V183H13ZM18 182V183H17ZM111 182H112V184H111ZM142 182V183H143ZM154 182V183H153ZM193 181H191V183H192ZM196 182V181H195ZM233 182H229L230 183V186H232L233 185ZM236 183H234V184H237V181H235ZM240 182V181H239ZM53 183H54V185H53ZM65 183H67V184H65ZM122 183V182H121ZM141 183V184H142ZM199 182H197V184H198ZM201 183V182H200ZM204 183H206V181L205 182H203V184ZM210 183V182H209ZM229 183L228 182H226V187H224L223 188V192H222V194H224L225 193V189L227 188L228 190H229V188H228V185H229ZM16 184H18V185H16ZM87 184H89V183H87ZM202 184V183H201ZM225 184V183H224ZM224 184H223V186H224ZM232 184V185H231ZM53 185V186H52ZM62 185V186H61ZM86 185V186H85ZM189 185V184H188ZM188 185H185L186 187L188 186ZM220 185H222V184H219V187H220ZM238 185V184H237ZM60 186V187H59ZM190 186V185H189ZM188 186V187H189ZM192 186V185H191ZM190 186V187H191ZM58 189H57V188ZM145 187H144V189H145ZM181 187L183 188V189H181ZM222 187V186H221ZM234 186H232V188H233ZM237 187V186H236ZM45 188V189H46ZM94 188V187H93ZM96 188V187H95ZM93 189V191H92V194L91 195H93V194H96L95 192H97V191H95L96 189ZM117 189V191H116V189ZM140 188V187H139ZM239 188V187H238ZM57 189V190H56ZM123 189V188H122ZM186 189V188H185ZM216 189V190H215ZM222 189V188H221ZM234 189H235V187H234ZM98 190V189H97ZM141 190V191H140ZM153 190V191H152ZM181 190H183L182 192H181ZM220 190V189H219ZM227 190V191H228ZM237 190V189H236ZM147 191V190H146ZM222 191V190H221ZM220 191V192H221ZM226 191V192H227ZM235 191V190H234ZM234 191L233 190H229V192H231V194H233L234 193ZM113 193H114V191H112ZM111 192V193H112ZM126 192L124 193V195L123 196H126V195H128V194H126ZM153 192V193H152ZM218 192V191H217ZM98 193V192H97ZM116 193V194H117ZM180 193V195H181V197H182V199H180L181 197H180V195H177V194H179ZM219 193V192H218ZM89 194H87V192H86V194H85V196L87 197V195H89ZM120 194V195H121ZM126 194V195H125ZM143 194V195H144ZM228 194V193H227ZM119 197H120V195L119 194H117ZM218 195V194H217ZM225 195V194H224ZM223 195V196H224ZM150 196V197H151ZM216 196V195H215ZM228 196H229V194H228ZM136 197V198H135ZM152 197V198H153ZM177 197V198H176ZM186 197V198H185ZM216 197H221V196H216ZM216 197H213V199H211V203H212V200H214V199H216ZM64 198V197H63ZM63 198H60L59 199V202L57 201L56 203H59L60 204V201H61V204H60V207H61V205L64 207L66 204H68L69 202H68V200H66L65 198H64V201H63ZM73 198H76V197H73ZM100 198V197H99ZM121 198H123L122 196H121ZM184 198V199H183ZM197 198V197H196ZM222 199H223V197H221ZM225 198V197H224ZM69 199V198H68ZM72 199V198H71ZM80 199V198H79ZM103 199V198H102ZM117 199H119V198H117ZM128 199V198H127ZM133 199V201H132V203L135 201ZM159 199V200H158ZM201 198L199 199H197L198 201H200L201 202V200H202ZM218 199V198H217ZM220 199V198H219ZM76 200H78V199H76ZM81 200H83V199H81ZM124 200H126V198H124ZM139 200H141V199H139ZM158 201L157 203L158 204H161V203H159V201L161 200V202H162V204H163V206H158L157 205V203L155 202V201ZM197 200H196V202L195 203H197ZM221 200V199H220ZM227 200V199H226ZM63 201V202H62ZM68 203H67V202ZM102 201V200H101ZM103 201H105V200H103ZM118 200H116V202H117ZM127 201V200H126ZM125 201V202H126ZM128 201H129V199H128ZM127 201V202H128ZM192 201V200H191ZM204 200H202V202H203ZM216 201V200H215ZM217 201H219V200H217ZM230 201V200H229ZM66 202V204H64ZM72 202H75V204L76 205H81V201L79 200L78 202H80L79 204H78V202H76L75 200L73 201V199H72V201H71V204H72ZM120 202V203H119ZM118 203L122 206H120L119 204H118V206H120V208L119 209H121V211H119V212H122V211H124V209H126L125 208V206L123 205V202H122V199H121V201H119ZM184 202V201H183ZM199 202V203H200ZM56 203H54V207H55V204ZM180 203V204H179ZM59 204L57 205L56 204V207L54 208L53 206H51L53 209V212H55V211H57L58 212V214L59 215H57L56 213V217L57 216H59V218H61L60 217V209L61 208H57V207H59ZM134 204V203H133ZM135 204H136V202H135ZM117 205V204H116ZM157 205V206H156ZM138 206L140 207L139 209H138ZM184 206V207H185ZM224 206V205H223ZM229 206H231V207H229ZM237 206V205H236ZM50 207V208H51ZM178 207V208H177ZM214 207H216V208H214ZM128 208L126 209V210H128ZM222 209L223 208H225V207H221ZM240 208V207H239ZM142 211H141V210ZM157 209V208H156ZM251 209H253V210H255V208H251ZM251 209H248V210H251ZM146 210H147V207H146ZM167 210V211H166ZM220 210H219V212H220ZM241 210V209H240ZM153 211H155L154 209H153ZM213 211V212H212ZM217 211V210H216ZM225 211V210H224ZM244 211V210H243ZM136 212V214H134ZM226 212V211H225ZM245 212V211H244ZM246 212L248 213L249 211H247L246 210ZM123 213V212H122ZM126 213H123V214H126ZM143 213H144V215H143ZM217 213H218V211H217ZM241 213V212H240ZM243 213V212H242ZM246 213V214H247ZM250 213V212H249ZM253 214H251V215H255V213L254 212H252ZM156 214V215H155ZM176 214H178L177 216H176ZM238 214H239V211H238ZM244 214V213H243ZM118 215V214H117ZM171 215V216H170ZM240 215V214H239ZM247 215H249V214H247ZM246 215V217L248 218V216ZM251 215H249V216H251ZM55 216L53 217L54 219H55V222H57L58 221V223L60 224V220L61 219H63V218H61V219H58V217L57 218H55ZM125 216V215H124ZM145 218H144V217ZM156 216V217H155ZM198 216V218H196ZM64 217V216H63ZM146 217L148 218V219H153L154 220V218H155V220L153 221V220H148V219H146ZM151 217V218H150ZM169 217V218H168ZM175 218V221H174V218ZM178 217H183V218H178ZM224 217V218H223ZM240 217H243V215L242 216H240ZM245 217V216H244ZM254 217V216H253ZM66 218V217H65ZM116 218V219H115ZM121 218H123V216H121V214H120V216H115L114 217V219H115V221H117V222H112V224H113V226H115V227H117V228H121V226L123 227L124 226V221L123 222H121L120 220H121ZM127 218V217H126ZM170 219V218H173L172 220V222H169L167 219ZM188 218H191L193 221H188ZM201 218H202V216H201ZM206 218V217H205ZM247 218H240V219H247ZM67 219V218H66ZM65 219V220H66ZM114 219L112 218V220L114 221ZM136 219H138L137 217H136ZM138 219V220H139ZM144 219H146L149 223L150 222H152V224H154V223H156V222H158V225H161V227H159V229L157 230V228H156V225L154 224V226H149V223L147 222V221H145ZM51 220V221H50ZM69 220V219H68ZM72 220V219H71ZM70 220V221H71ZM111 220V221H112ZM122 220H124V219H122ZM166 220V221H165ZM204 220V219H203ZM230 220V221H231ZM251 220V219H250ZM48 221H50V222H52L53 221V223L54 224H56L55 222H54V220L51 218V219H49V220H47V221H45L46 223H48L47 224V226H49V225H51V224H53V223H49ZM240 221V220H239ZM69 222V221H68ZM161 222V223H160ZM203 222V223H202ZM226 222H228V223H230V225H231V227L233 226H238V227H240V228H242L241 230H242V233H241V230L240 231H237V230H239L236 226H235V228H233L234 229V231L236 232V234L238 235V234H242V235H238V236H242V237H236V238H238L237 240H236V238H234L235 236H237V235H235V232H231L232 230L231 229H229V224L228 223H226ZM46 223L44 224V225H46ZM62 223H64V219H63V222ZM116 223V224H115ZM123 225H122V224ZM148 223V224H147ZM196 223H197V225H199L198 223H200V226H198V227H200L199 229L197 228V225H196ZM211 224V229H210V231H211V239H207V240H205V242L207 243V242H210L211 241V246H207L206 244V246L204 245V244H202V243H204V242H202V243H200V244H202V246L201 245H199V244H197L196 242H200L199 241V238H200V240H201V237H202V233H205V232H207V234H209L208 233V228H209V225L208 224ZM226 223V224H225ZM202 224H204V226L205 225H208L207 226V228H206V226L204 227V226H202ZM235 224V225H234ZM242 224V223H241ZM253 224L254 223H252V225H249V226H253ZM57 225V224H56ZM150 225H151V223H150ZM193 225H195L196 227L195 228H197L198 230H200V233H198V230L196 231V233H195V230L196 229H192L193 227ZM51 226H53V225H51ZM119 226V227H118ZM202 226V227H201ZM244 226V227H243ZM148 227L149 228H151L150 230L148 229ZM153 227H155V228H153ZM158 227V226H157ZM170 227V228H169ZM192 227V228H191ZM253 227H255V226H253ZM119 228V229H120ZM160 228H161V230H160ZM175 228H177V230H176V232H174L175 230ZM250 228H252V227H250ZM249 227H248V229L247 228H244V229H246V230H249L250 229ZM102 229H103V231H105V228H103L102 227ZM122 229V228H121ZM124 229V228H123ZM122 229V230H123ZM193 231H192V230ZM98 230V229H97ZM174 230V231H173ZM230 230V231H229ZM245 230V231H246ZM100 231V234H101V232H102V230H99ZM158 231V232H157ZM167 231V232H166ZM202 231V232H201ZM254 231H256V229L254 230ZM96 232V231H95ZM98 232V231H97ZM96 232V233H97ZM173 232V233H172ZM230 232H231V234H230ZM251 232H252V234H256L255 232H253L252 230H251ZM150 233V232H149ZM152 233H150V234H152ZM177 233V234H176ZM192 233V234H191ZM249 233V232H248ZM98 234H99V232H98ZM104 234V233H103ZM173 234V235H172ZM176 234V235H175ZM188 236H190L189 237V239H192L193 237H195L196 239H198L197 241H196V239H194L193 241H191V240H189V239H187V235ZM191 234V235H190ZM200 234H201V237H199L200 236ZM251 233L249 234V235H251V236H253ZM88 235H90V232H89V234ZM88 235H87V237H88ZM91 235H93V233L91 234ZM90 235V236H91ZM165 235V236H164ZM89 236V237H90ZM93 236H95V234L93 235ZM99 236H101V235H99ZM176 236V237H175ZM197 236H198V238H197ZM208 236H210V234L208 235ZM234 236V237H233ZM84 238H87L86 236H83ZM92 237V236H91ZM183 237H184V239H187V240H184L183 239ZM233 237V238H232ZM96 238H98V236H96ZM95 237H94V239H96ZM167 238V239H166ZM210 238V237H209ZM231 238H232V241H231ZM88 239V238H87ZM90 239V238H89ZM88 239V240H89ZM94 239H91V240H94ZM53 240H55V242H57L56 240H57V238H53ZM84 241H85V239H83ZM82 240V241H83ZM87 240V243L88 242H90V241H88ZM156 240V239H155ZM154 240V241H155ZM162 240H164L163 242H162ZM240 240V241H239ZM253 240V241H252ZM80 242H81V239L79 240ZM78 240L76 241V242H79ZM157 241V240H156ZM155 241V242H156ZM174 241V242H173ZM229 241H231L230 243H229ZM234 241V242H233ZM252 241V243H250ZM58 242L59 243H57V244H60L61 243V241H59L58 240ZM75 242V244H77ZM92 242V241H91ZM90 242V243H91ZM94 242V241H93ZM169 242V241H168ZM224 242H225V244H224ZM240 242H242V244L240 243ZM244 242V243H243ZM250 244H249V243ZM229 243V244H228ZM240 245H242L241 247V249H240V247H239V244ZM245 243V244H246ZM81 244V243H80ZM79 243H78V245H80ZM83 244H84V242H83ZM83 244H81V246L83 245ZM86 244V243H85ZM170 244V243H169ZM244 244V245H245ZM178 247H177V246ZM221 245H223V246H225V247H231V248H233L234 246L235 247H238L239 249H236L235 248V250H237V251H227V250H225V248L223 249V247L221 246ZM247 245H245V247L247 248ZM256 245H257V243H256ZM86 246H87V244H86ZM221 246V247H220ZM83 247V246H82ZM84 247H85V245H84ZM258 247V246H257ZM257 247H255V250H257L258 248ZM177 248V249H176ZM206 248V249H207ZM257 248V249H256ZM207 249V250H208ZM254 249V248H253ZM252 249V250H253ZM210 250V249H209ZM210 250V251H211ZM223 250V251H222ZM251 250V251H252ZM177 251V252H176ZM180 251V250H179ZM184 251V252H185ZM208 252V251H207ZM231 252V253H230ZM240 252H241V254H240ZM243 252V253H242ZM252 252H254V251H252ZM181 253V252H180ZM183 253V252H182ZM181 253V254H182ZM201 253V252H200ZM200 253H197L196 254V256L199 254V255H201ZM204 253V252H203ZM177 254V258H178V260H179V258L181 259V258H183V257H185L186 255H184V254ZM192 254V255H193ZM219 254V255H218ZM249 254V253H248ZM252 254H254V253H252ZM251 253H250V255H252ZM228 255H229V257H228ZM188 256H190L191 257V255H189L188 254ZM219 256H221L222 258H220ZM224 257V258H223ZM226 257V258H225ZM228 257V258H227ZM189 257H187L186 256V258H184L185 260H187ZM185 260H183V261H181V263H184V261ZM216 260H218L217 262H215ZM91 261V260H90ZM186 262V261H185ZM213 262V263H212ZM93 264L92 263V261L91 262H88V263H86V264ZM85 264V263H84ZM230 264V263H229Z\"/></svg>","mask_w":264,"mask_h":264}]
</instances>
